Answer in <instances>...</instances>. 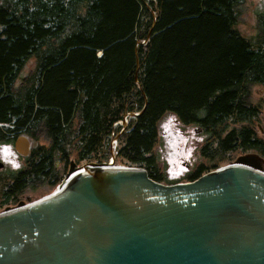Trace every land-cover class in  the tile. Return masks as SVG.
Instances as JSON below:
<instances>
[{
	"label": "trees",
	"instance_id": "obj_1",
	"mask_svg": "<svg viewBox=\"0 0 264 264\" xmlns=\"http://www.w3.org/2000/svg\"><path fill=\"white\" fill-rule=\"evenodd\" d=\"M244 1L0 0V123L12 127L0 126V140L38 142L23 192L27 176L54 189L58 162H108L115 136L117 160L163 182L155 147L168 113L208 135L187 181L236 152L264 158V100L253 92L264 87V20L245 38Z\"/></svg>",
	"mask_w": 264,
	"mask_h": 264
},
{
	"label": "water",
	"instance_id": "obj_2",
	"mask_svg": "<svg viewBox=\"0 0 264 264\" xmlns=\"http://www.w3.org/2000/svg\"><path fill=\"white\" fill-rule=\"evenodd\" d=\"M15 145L27 157L38 142L22 134ZM66 180L0 212V264H264L256 156L174 184L109 163L72 162Z\"/></svg>",
	"mask_w": 264,
	"mask_h": 264
},
{
	"label": "rangeland",
	"instance_id": "obj_3",
	"mask_svg": "<svg viewBox=\"0 0 264 264\" xmlns=\"http://www.w3.org/2000/svg\"><path fill=\"white\" fill-rule=\"evenodd\" d=\"M241 10L238 24V29L241 34L247 39L254 40L258 38V26L260 25V20H264V0H245ZM28 66L30 69L33 68L32 62ZM253 92L254 100L256 102L264 100L263 86L256 85L253 88ZM262 107L264 108V105ZM262 119L264 122V114ZM128 122L129 119L126 120V122L124 121L122 124H119V126L121 125L125 127L128 125ZM260 124L262 125V123L256 121L257 126ZM158 126L160 136L155 147V154L160 169L164 174L162 183L174 184L179 182H189L187 181V177L194 173L199 164L204 161L200 153V147L205 144L208 137L207 133L197 125L185 124L173 113L165 115L159 122ZM112 142V150L115 155L112 156L111 154V158L108 162L114 160L115 165L127 166L120 160L116 159V136L113 138ZM5 156H11L9 161ZM243 156H256L264 168V158L260 157L253 151L245 153L236 152L233 156L230 155L231 160L225 159V161L219 163V168L234 165L237 163L238 159ZM0 160H7V162H9L8 165L11 168L19 166L20 163L26 165L25 158L13 151L11 146H0ZM62 169L63 168L60 169V174L56 178V180L60 179L58 185L66 179V170L64 171ZM58 185L54 189H49L48 186H46L45 188L43 187L42 189L35 190L33 193L29 192L26 194V197L30 198V201L27 200L26 204L33 203L54 193Z\"/></svg>",
	"mask_w": 264,
	"mask_h": 264
},
{
	"label": "flooded vegetation",
	"instance_id": "obj_4",
	"mask_svg": "<svg viewBox=\"0 0 264 264\" xmlns=\"http://www.w3.org/2000/svg\"><path fill=\"white\" fill-rule=\"evenodd\" d=\"M0 126L2 128H12L10 124L5 123H0ZM17 134V132H9L8 134L6 133L5 139L0 140V146H11L13 148V151L18 153L15 145L16 140L19 137ZM5 157L9 161V158L11 156ZM22 157L25 158L24 156ZM7 160H0V164H2V167H0V212L5 211L9 208H14L21 203H26L27 200L30 201V198H27L26 194H28L29 192L33 193L35 190H38L36 185V182H38V176H31L30 178H28L27 176L25 184L26 186L31 185V187L29 188V190L27 189L25 192H23L22 174L25 165H22L20 163L19 166L11 168L9 167V162H7ZM57 165L58 171L50 173L48 180L54 181V179H56L60 174L59 171L61 168H63L62 170L64 171L66 170L65 174L68 173L70 165L66 166L61 162H58ZM34 186H36V188Z\"/></svg>",
	"mask_w": 264,
	"mask_h": 264
},
{
	"label": "built area",
	"instance_id": "obj_5",
	"mask_svg": "<svg viewBox=\"0 0 264 264\" xmlns=\"http://www.w3.org/2000/svg\"><path fill=\"white\" fill-rule=\"evenodd\" d=\"M126 120H127V117L125 118ZM120 124H122V122H120ZM124 127V126H123ZM113 143V142H112ZM115 155V153H114V151L112 150V156H114ZM109 164H112L113 166H122V165H115V163H114V160H112L111 162H109ZM67 183V180H64V182H62V183H60L59 185H58V187L57 188H60V187H64L65 186V184Z\"/></svg>",
	"mask_w": 264,
	"mask_h": 264
},
{
	"label": "bare ground",
	"instance_id": "obj_6",
	"mask_svg": "<svg viewBox=\"0 0 264 264\" xmlns=\"http://www.w3.org/2000/svg\"><path fill=\"white\" fill-rule=\"evenodd\" d=\"M60 189H61V187L60 188H57L54 192H58V191H60Z\"/></svg>",
	"mask_w": 264,
	"mask_h": 264
}]
</instances>
